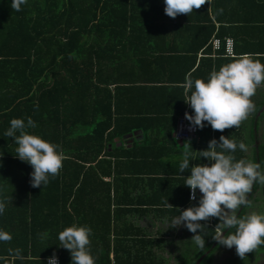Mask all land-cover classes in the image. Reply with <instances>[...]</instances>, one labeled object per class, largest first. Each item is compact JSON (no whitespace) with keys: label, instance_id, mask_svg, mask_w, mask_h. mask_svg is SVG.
Listing matches in <instances>:
<instances>
[{"label":"trees","instance_id":"1","mask_svg":"<svg viewBox=\"0 0 264 264\" xmlns=\"http://www.w3.org/2000/svg\"><path fill=\"white\" fill-rule=\"evenodd\" d=\"M9 2L0 0V200L5 202L0 229L10 232L12 239L0 241V264H47L54 251L56 255L62 251L60 264H64L63 247L55 242L58 232L76 219L83 223L84 204L111 206L113 184L104 176L114 175L118 183L123 179L118 177L122 171L131 174L137 170L131 160L146 155V148L138 152L137 147L117 145V139L123 140L135 129H143L151 145L147 148L156 156L155 162L142 163V171L154 173L156 177L151 179L160 188H171L169 197L156 196L155 204L164 207L168 201L174 214H180V207L189 200L183 176L189 175L190 169L178 171L183 153L198 158L209 140L218 141L221 135L246 144L247 126L241 121L238 127L222 131L206 124L198 128L199 143L194 139L185 142V147L179 145L174 131L187 105L184 89L174 104L175 114L168 116L162 104L166 88L162 80L133 76L138 74L136 65L143 60L141 55L144 61L147 57L148 52L138 48L149 41L148 34L157 28L178 27L177 23L167 24L164 0H27L20 11L12 9ZM182 25L199 31L196 46L212 53L214 34L223 39L242 27L264 30V0H205ZM233 40L236 45L237 38ZM263 45L264 40L255 41L250 52L264 57ZM219 57L233 60L231 56ZM213 60L207 57L195 68L194 59L191 76L211 69ZM132 66L135 69L131 72ZM142 80H146L144 84ZM139 89L147 105L138 110L129 102L124 106V94L135 92L141 97ZM263 106L264 100L256 102L248 125L254 142L252 161L260 162L262 170L264 144L259 140L258 125L264 111L258 113ZM29 116L37 124L30 131L59 144L67 157L59 173L43 188L30 184L31 165L13 153L14 141L4 135L11 118ZM235 156L248 158L247 152L239 149ZM196 163L210 162L205 157L190 160V165ZM170 174L183 176L167 177ZM132 175L126 180L138 179L137 174ZM171 180L177 183H169ZM260 185L254 183L248 194L251 202ZM114 187L113 201L117 204L122 201L118 199L119 185ZM246 208L241 206L238 215L245 216ZM208 220L201 221L206 224V245L198 247L196 257L186 264H195L204 254L200 264L213 262L212 251L219 245L214 236L222 229L219 218ZM45 232L47 237L42 239ZM258 248L264 252V245Z\"/></svg>","mask_w":264,"mask_h":264},{"label":"clouds","instance_id":"2","mask_svg":"<svg viewBox=\"0 0 264 264\" xmlns=\"http://www.w3.org/2000/svg\"><path fill=\"white\" fill-rule=\"evenodd\" d=\"M27 0H10V7L20 11ZM205 0H164V12L175 18L178 14H189L199 8ZM264 82V63L250 54H245L221 65L206 78H192L186 75L182 87L184 100L192 109L185 112V118L195 128L206 124L214 130L238 127L253 109L251 97L257 87ZM37 127L32 117H14L9 121L4 135L14 141V154L32 167L30 184L33 187L46 186L54 178L67 158L61 146L30 131ZM247 150L244 141H236L221 135L219 140L212 138L207 148L197 156L188 152L182 154L178 171L190 169L183 176V184L190 188V199H197V189L201 195L198 203L180 210L171 226L181 223L193 233L191 239L203 249L206 245L205 223L209 217L219 218L221 231L214 236L220 245L235 246L236 253L244 257L246 253L264 245V211L247 216L238 215L241 206H248L254 183H264V170L260 162L237 159L236 150ZM205 157L210 163L190 165V160ZM167 204L168 201H167ZM171 205V204H169ZM5 202L0 200V215L4 213ZM199 230V231H198ZM92 228L88 225L72 223L58 232L59 246L69 250L70 264H96L91 251ZM47 237V232L41 238ZM10 232L0 229V241H10ZM11 251V250H10ZM19 254V250H15ZM47 264H59L55 253L47 258Z\"/></svg>","mask_w":264,"mask_h":264},{"label":"crops","instance_id":"3","mask_svg":"<svg viewBox=\"0 0 264 264\" xmlns=\"http://www.w3.org/2000/svg\"><path fill=\"white\" fill-rule=\"evenodd\" d=\"M193 13L194 10L189 14H178L175 18L164 14V16L166 15L164 18L167 24L177 23L178 27L174 28L168 26L154 29L151 32L153 34H148L149 36L147 39L149 41L139 45L138 48V51H147L148 53L145 61L141 55L140 58L143 60L136 65L138 74L134 73L133 76H138L140 74V77H152L154 81L162 80V84L166 87L163 92L165 101H163L162 104L168 116L175 114L174 104L176 103L177 97H179L178 94L182 92L181 88H183L182 84L186 75L190 74L189 70H195V68L203 63L207 57H211L214 59L211 69H201L198 73L195 71L196 74L191 76L192 78H206L209 73L217 70L221 65L230 61L228 59H220L219 55L224 56L221 58H229V56L221 54L219 51L212 49V53H207L208 51L204 49L205 47L196 46V43L200 41V32L194 30V28H187L182 25V23L187 22V18H190ZM201 15H204V11ZM216 25L218 28V23ZM251 29L242 27L237 30V32L233 31L235 32L233 35H229L233 38H237V44L235 45L237 53L235 51L236 54L230 58L235 59L238 56L250 54L264 63V57L261 53L250 52V49L254 47L255 41L264 40V30L258 28V30L255 29L252 31ZM214 36L216 35L214 34ZM198 47L196 58H194V51ZM262 47H264V45ZM153 51H155V53H153ZM194 59L195 68H191L190 66L193 65ZM133 68L135 69V67L132 66L131 72ZM145 81L142 80L141 84H144ZM263 90L264 82L257 87L251 99L254 98L257 100L256 102H258V94L264 92ZM137 91L140 93V91L143 90L139 89ZM183 93L185 95V90ZM130 94L131 95L124 94L122 101L124 102V106L129 102V104H132L134 108L138 110L140 107L147 105V103L143 101V96L139 97V94L135 92H130ZM243 123L248 129L249 124L247 118L243 120ZM195 140L199 143L200 137ZM187 141L189 140H177L178 144L184 147ZM117 145H124L128 148L137 147L138 152L146 148V155L133 158L131 160L132 168L137 170L133 171L131 174L125 170L122 171L118 177L123 179L119 180L118 183L114 181V175L104 176L105 181L112 182L113 184L111 189V206L108 204H84L82 206V224L92 228L90 247L92 253L96 257V264H186V260L194 259L198 251V246H196L191 239L193 233L190 232L183 223L171 226L173 219L178 217L179 214H174L169 209L167 203L164 207H159L161 205L155 204L156 196L158 198V196H164L166 194V197H169L171 190L170 186L160 188L161 186H159L155 180L151 179L152 177H156L154 173L142 171L144 167L142 163L149 164L155 162L154 157H156H153L150 153L152 150L147 148H151V145L149 144V140L145 137L143 129H135V131L126 135L123 140L117 139ZM246 152L249 156L248 160L252 161L249 149L246 150ZM170 161L179 162L177 159H170ZM132 174H137L138 179L133 177L131 180H126V178L129 179L134 176ZM150 174H154V176ZM167 177L180 178L181 176L170 174ZM171 181L169 182L171 184L177 183ZM115 184L119 185V190L117 188L119 191L118 199L122 201L117 204L113 201ZM178 187L180 188L181 185ZM200 195L201 193L198 189L197 199ZM197 199L191 201L189 198L188 202L180 207V210L194 204ZM78 221L80 220L76 219L75 223ZM208 221L212 222V217H210ZM57 241L59 242L58 239H56L55 242ZM63 250L64 264H70V252L64 247ZM59 252L61 253L62 251ZM60 253L57 254L59 255L57 256L59 260ZM179 256L183 258V261H177ZM15 259L12 257V260Z\"/></svg>","mask_w":264,"mask_h":264},{"label":"rangeland","instance_id":"4","mask_svg":"<svg viewBox=\"0 0 264 264\" xmlns=\"http://www.w3.org/2000/svg\"><path fill=\"white\" fill-rule=\"evenodd\" d=\"M264 91V90H263ZM259 100H264V92H260L259 94ZM253 103V109L250 111L251 113L248 114L246 117L248 120V124L250 126L251 124V118L255 113V102L256 99H251ZM262 112H259L260 114ZM245 138L247 143V150L249 149L251 159L254 155V150L252 149V145L254 144L253 138H251L249 129L246 130ZM258 134H259V140L262 144H264V113L263 116L260 118L259 125H258ZM249 158V156H248ZM248 158L246 161H249ZM255 199L251 202L250 205L246 208L245 216L253 213V212H262L264 211V183H261L260 188L257 190L255 194ZM212 257L213 262L211 264H264V252L261 251L258 247L248 253L245 254V256L242 258L240 257L235 250V246L232 248L225 247L223 245H218L213 251H212ZM177 261H183V258L179 256Z\"/></svg>","mask_w":264,"mask_h":264},{"label":"built area","instance_id":"5","mask_svg":"<svg viewBox=\"0 0 264 264\" xmlns=\"http://www.w3.org/2000/svg\"><path fill=\"white\" fill-rule=\"evenodd\" d=\"M210 43L212 44V47L215 51L223 50V54L226 56L235 55V43L233 38L231 37H225L222 39L218 36H214ZM185 112H189V113L192 112V109L188 103L183 113L178 118L176 129L174 131L175 139H177L178 141L199 139L198 128L192 126L190 121L185 118ZM196 194L198 196V189ZM189 198H190V194H189ZM190 200L194 201L193 199ZM59 264H60V260H59Z\"/></svg>","mask_w":264,"mask_h":264},{"label":"water","instance_id":"6","mask_svg":"<svg viewBox=\"0 0 264 264\" xmlns=\"http://www.w3.org/2000/svg\"><path fill=\"white\" fill-rule=\"evenodd\" d=\"M264 110V106H263V108L261 109V111H263ZM217 243V240H216V242H215V244ZM214 244V245H215ZM205 257V254L204 255H202L197 261H196V263L195 264H200L201 263V261H202V259Z\"/></svg>","mask_w":264,"mask_h":264}]
</instances>
